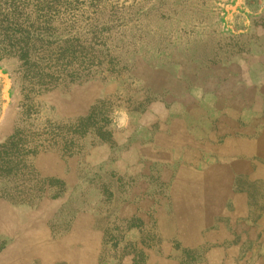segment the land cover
Here are the masks:
<instances>
[{"label":"rangeland","instance_id":"1","mask_svg":"<svg viewBox=\"0 0 264 264\" xmlns=\"http://www.w3.org/2000/svg\"><path fill=\"white\" fill-rule=\"evenodd\" d=\"M0 33V264H264V0H0Z\"/></svg>","mask_w":264,"mask_h":264},{"label":"trees","instance_id":"2","mask_svg":"<svg viewBox=\"0 0 264 264\" xmlns=\"http://www.w3.org/2000/svg\"><path fill=\"white\" fill-rule=\"evenodd\" d=\"M5 47H6V45H5V39H3L1 37V33H0V52H2V50L5 49ZM8 48H12V47L8 45Z\"/></svg>","mask_w":264,"mask_h":264}]
</instances>
